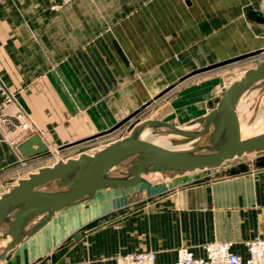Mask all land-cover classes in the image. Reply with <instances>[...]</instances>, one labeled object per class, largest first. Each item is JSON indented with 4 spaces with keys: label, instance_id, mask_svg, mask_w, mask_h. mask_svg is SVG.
I'll return each mask as SVG.
<instances>
[{
    "label": "crops",
    "instance_id": "0c3cea01",
    "mask_svg": "<svg viewBox=\"0 0 264 264\" xmlns=\"http://www.w3.org/2000/svg\"><path fill=\"white\" fill-rule=\"evenodd\" d=\"M60 1L0 0V79L32 124L14 136L18 147L0 133V189H7L0 197L55 164L21 154L32 136L49 150L109 132L157 85L213 66L221 38L264 35L247 17L264 14V0H75L53 10ZM210 87L180 89L195 100L179 94L166 104L165 122L205 117ZM249 155L164 183L143 176L135 187L99 191L56 213L0 264H115L118 255L147 251L157 253L156 264H175L182 249L203 255L215 240L245 256L248 240L264 239V151Z\"/></svg>",
    "mask_w": 264,
    "mask_h": 264
},
{
    "label": "water",
    "instance_id": "95a60500",
    "mask_svg": "<svg viewBox=\"0 0 264 264\" xmlns=\"http://www.w3.org/2000/svg\"><path fill=\"white\" fill-rule=\"evenodd\" d=\"M247 17L264 26L262 12L251 10L247 13ZM263 51H255L221 62L188 77L252 58ZM261 81H264V62L247 70L241 78L229 86L216 107L205 116L203 128L197 132H185L168 122L145 121L137 125L126 138L94 154L84 153L77 158L59 161L20 180L0 197V236L6 234L12 237V241L0 254V262L10 251L46 226L56 213L93 197L99 191L135 187L142 182L143 176L149 174L213 170L228 161L263 152L264 133L242 139L240 120L236 111L239 99ZM147 105L145 104L143 109ZM140 113L141 110H137L102 135L115 132ZM146 128L154 130L155 133H160L158 130L161 128H167L173 135L184 138L181 144L209 136L211 144L190 151H178L157 145L149 139H141L140 136ZM34 146L38 149H34ZM19 151L24 157L29 158L46 154L49 150L40 137L34 135L19 147ZM118 167H124L127 171L121 176H113L112 173ZM46 186H56L62 192L40 190ZM42 216H46L44 220L27 229L33 219Z\"/></svg>",
    "mask_w": 264,
    "mask_h": 264
},
{
    "label": "rangeland",
    "instance_id": "374dc122",
    "mask_svg": "<svg viewBox=\"0 0 264 264\" xmlns=\"http://www.w3.org/2000/svg\"><path fill=\"white\" fill-rule=\"evenodd\" d=\"M250 43H252V45H250ZM221 44L222 46L220 49V53L215 55V58H213V60H211L209 63H215L213 65H216L221 62L227 61V59H234L233 57L246 53L250 50L256 49L261 45L264 46V35L253 36V38H249V37L221 38ZM262 62H264V51L263 53L257 56H254L252 58H248L246 60L231 63L224 67L210 70V71L198 74V75H194V76L186 78L183 81H180L181 79V76H180L179 79L175 80L173 85H170V84H166L162 86L157 85L156 89H154L150 93H147V100L146 102H144L145 104H148L147 107L145 109H143L144 105L139 107L138 110H141V113L135 116L134 118H132L130 121H128L126 124H124L120 128H118L115 132H112L106 135H99L86 142H83L81 144H78L72 147H66L62 150L57 149V148H50L48 153H46L42 157V160L45 163L52 165L54 163H57L58 161H65L69 158H77L78 156L84 153H95L107 147L108 145H111L114 142H117L119 140L126 138L127 136L131 134L132 130L137 125L145 121L154 120V121L165 122L164 119L170 118V117L166 115L167 113L166 111H164V108L167 103L174 101L175 98L179 96V94L183 97L186 96V100H189L190 103H192L195 100L194 94H191L190 92L181 93L180 89L191 90V88L192 89L196 88L197 86H201L204 83L210 84L211 86L210 88L212 89L211 92H214L211 98L205 99L204 101L205 113L207 116V114L216 107L217 102L220 100L224 92L229 88V86L234 81L241 78L247 70L258 66ZM205 65H207V63H205ZM178 69H179L178 71L181 72V75L182 74L184 75L187 71H189L188 69L185 70L184 68L183 69L178 68ZM175 71L177 72V70ZM160 88L162 90H160ZM207 96L209 95H206L205 97L207 98ZM251 96H249L245 100V104L248 105V108L245 111H241L240 113V115L242 114L241 117L244 120L249 118L250 123H252L255 120V117L258 113L264 112V84L261 85L259 90ZM180 102L184 103V100ZM209 103H212V105L210 106ZM167 106L169 107L170 105L167 104ZM204 118L205 117L199 118L198 120H193V122L191 123L188 122L186 124L180 123V124H176V125L172 124V125H175L178 128L184 127V128L195 129V127L193 128V125L203 124ZM263 124L264 123L260 124V126H262ZM149 132H152L153 136L162 135L161 133H155L154 130H150V129L144 130L142 134H146ZM169 141L174 146H178L181 144V141L183 140H180L179 137L173 136L169 139ZM252 156L246 155L242 158L235 159L234 162L244 161V160L250 159ZM230 163L228 162L227 164H230ZM145 176H147L146 178L150 180V183L153 182V183L159 184V183H164L173 178H178V177H183V176H188V175H186V173L185 174L184 173H158L156 175L149 174ZM6 190L7 189H4V190L0 189V194ZM6 239H7L6 234H3L0 236V247L4 244V242H6Z\"/></svg>",
    "mask_w": 264,
    "mask_h": 264
},
{
    "label": "built area",
    "instance_id": "2783aa9c",
    "mask_svg": "<svg viewBox=\"0 0 264 264\" xmlns=\"http://www.w3.org/2000/svg\"><path fill=\"white\" fill-rule=\"evenodd\" d=\"M74 1L61 0L52 9L60 10ZM0 96L2 97L0 133L11 146L18 147V142L14 140V136L29 133L32 124L17 100L16 94L11 92L1 79ZM245 244L247 248L245 256L234 253L232 251L234 243L230 241L207 242L202 246L203 255H197L192 249L185 248L179 252L175 264H264V239L255 238L248 240ZM156 261L157 253L154 251L127 253L115 257V264H156Z\"/></svg>",
    "mask_w": 264,
    "mask_h": 264
},
{
    "label": "bare ground",
    "instance_id": "6f19581e",
    "mask_svg": "<svg viewBox=\"0 0 264 264\" xmlns=\"http://www.w3.org/2000/svg\"><path fill=\"white\" fill-rule=\"evenodd\" d=\"M263 84H264V81H261V82L257 83L256 85H254L249 91H247L239 99L238 103L236 104V111H237V114H238V117H239V120H240L242 139L252 138V137H255L257 135H260V134L264 133V129H263L264 124L262 126H260V124L264 123V112L258 113L256 115V117H255V120L252 123L249 122V118L244 120L241 117L242 114L240 115L241 111H245L248 108V105L245 104V100L249 96L255 94L259 90L260 86L263 85ZM203 125H204V123L203 124L193 125V128L195 127V129L184 128V127L183 128H179V129L183 130L185 132H197V131L201 130V128H203ZM146 129H150V128H146ZM150 130H152V129H150ZM158 132H160L162 135L153 136L152 132H149V133H146V134H141L140 137L143 140L149 139V140L153 141L157 145L168 147V148L175 149V150H178V151H190V150L196 149L197 147L209 146L211 144V139H210L209 136H207V137H202V138H200V139H198L196 141H189V142H186L184 144H180L178 146H174L173 144L170 143L169 139L171 137H173V136H176V135H173L172 133H170L169 129H167V128H161V129L158 130ZM176 137H179L180 140H184V138H182L180 136H176ZM126 171H127L126 168L118 167L117 169H115V171L112 173V175L113 176H121ZM40 190L44 191V192H52V193H54V192H62V190H59L56 186H46V187L40 188ZM40 218L41 217L33 219L29 223L27 229H30L33 226H35L36 224H38V222L40 221ZM5 230H6V228H5ZM11 241H12V237L7 235L6 242H4V244L0 247V254L3 252L4 248Z\"/></svg>",
    "mask_w": 264,
    "mask_h": 264
}]
</instances>
